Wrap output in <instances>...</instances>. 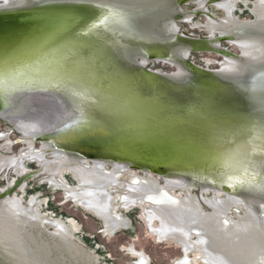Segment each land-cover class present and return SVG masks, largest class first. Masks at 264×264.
Listing matches in <instances>:
<instances>
[{
    "label": "bare ground",
    "instance_id": "1",
    "mask_svg": "<svg viewBox=\"0 0 264 264\" xmlns=\"http://www.w3.org/2000/svg\"><path fill=\"white\" fill-rule=\"evenodd\" d=\"M13 3L14 1L12 0H0V10L15 8L16 4ZM232 7L234 5H230V11H228L226 5H224V9L230 15V19H232ZM85 10L91 15L92 12L99 14V16L92 18L94 24H102L107 20L108 16L103 10L96 12L95 9L89 7H85ZM185 21H188V19ZM224 25H228V23H224ZM88 28L89 26L84 28L82 34L88 32ZM75 35H78V38L83 40L84 35L81 36L80 33L68 35L62 41V44L48 49L47 53L51 56L46 61L37 64L34 68L20 69L17 73L8 75L7 77L10 81L1 83L3 85L0 86V90L7 92L6 96L9 100L14 96H19L20 93L18 92L23 89L28 88V91L40 89L30 94L26 100L20 98L16 105L14 103L13 112L2 116L4 121L10 123L19 133L45 142V148L48 149L50 147V150L53 151L54 157L50 160H44L43 153L32 155L34 159L37 157L41 163L40 169L34 175H46L44 178H51V182L60 187L62 183L58 182H60L61 173L64 169H70L87 190V198L83 200V205L94 210L99 217L104 219L107 227L112 222L113 228L118 227L115 226L117 218L113 221L111 211L116 205L114 191H117L121 194L120 200L127 207L136 205L138 202L143 203V206L147 207L144 215L149 224V229L160 240H174L185 252H193L198 247L209 264H250L253 248L257 246V243L247 241L244 234L240 233L236 237L235 235H230L223 230L222 226L220 227L216 218L209 217L201 208H195L186 202L179 204L178 199L166 189L162 192H158V190L156 194L149 196L148 201H150V204L142 201L146 192L152 193L157 190V183L153 180L148 183H138L139 180L133 176L116 178L114 173H118L120 169L123 172H131L129 170L132 168L126 163L111 162L106 159H94L90 162L87 161L90 159L86 157L67 152L66 147L74 148L79 146V144L84 145V147L90 146L94 148V146L99 147L95 143L100 142L110 147L113 143L112 138L105 139L109 136L101 131H104V128L114 130L116 121L119 124L122 121V125H124V123L129 121L126 118L127 115L136 112V107H142L141 110L143 112L147 110V105L142 106L133 98L125 101L124 108L117 105L118 101H121L120 99L129 95L128 87L130 88V86L128 85H125V87L118 85L120 93L117 90L113 92L114 89L109 88V93L106 94H110L109 96L112 99L114 97L115 100L119 99L109 103L104 97L99 96V93L93 88L83 84V76L86 77L88 75L82 72L80 68L76 67L78 71L73 76L64 73V69L68 65L65 61L77 52L72 47L75 45L72 40ZM174 39L173 41L177 43L176 46L178 45L179 48H186L185 45L197 47L202 44L181 39V42L185 43L182 46L181 43L177 42V38ZM102 43L103 45L107 44L106 42ZM110 43L112 41L108 42L107 45H110ZM236 43L240 45V41H236ZM110 47H108V50L111 49ZM101 56L104 57V55ZM85 57L83 59L84 64L88 62L87 55ZM107 57H101L103 61L98 66L104 68L105 63L110 65L112 63L113 65L114 56L109 54ZM177 57L181 56L177 54ZM77 58L76 61H79L80 58ZM166 59L168 60L169 58ZM146 62L147 59L143 57L140 65L144 66ZM91 63L93 64L90 67L97 65L96 57L93 58ZM226 63L222 65L224 69L221 67L218 71H230L232 65L236 63V59L226 61ZM178 71H182V69L178 67ZM170 75H178V73ZM105 76L108 77V75ZM95 79L97 88L101 89V82H99L98 78ZM109 80H113V78L110 77ZM218 81L214 83L216 87L207 86L205 91L209 97L208 102L214 103L216 101L215 104L206 105L207 109L203 105H198L187 110V113L193 111L198 113H196V117L190 119V122L180 125L179 128L189 125L194 128L193 130L186 129L187 131L178 130L171 136L170 139H172L174 144H167L169 150L172 151L169 152L168 157L173 163L176 162L183 166H185V163H193L196 166L206 165L214 171L222 172L228 179L233 181L250 180L251 178V182H257L261 177L259 171L261 170L264 173V126L261 127L259 124H255V121L251 122L250 120H253L251 118L249 120L247 117H243V119L241 118L242 116L239 117L235 114L227 115L224 107L222 113L220 112L221 110H215L214 105L224 102V97L236 94L232 86L222 78ZM102 88V90H105L104 87ZM201 89H204V87H201ZM102 95L104 94L102 93ZM137 97L139 98L140 96L137 95ZM159 98L160 96H153V101L157 103ZM26 101L29 103L28 105L25 103ZM82 107L86 108L83 109ZM153 112H156V110L151 113ZM210 115H214L212 117L215 118L213 122L210 121L212 120V118H209L211 117ZM73 121L76 122L73 127H66L73 124ZM207 121H210V123ZM157 131H161V129L158 128ZM197 131H201L200 133H203V136ZM96 136H98L96 140L91 139ZM159 139L165 140L162 136ZM115 142L117 145H114V147L116 146V149H119L122 144L127 145L129 144L128 142L136 141L129 139ZM176 152L182 153L183 161L181 159L178 161ZM107 163L112 164V174L104 171ZM144 173L151 174L146 171ZM162 179L166 187L173 189L192 188L191 186L193 185L191 181L177 176H165ZM193 187L195 186L193 185ZM199 190L203 191V193L214 191V193L218 194L222 192L228 194V199L232 202L230 205L235 204L234 207L244 205L248 214L256 221H259L258 211L264 212V201L247 199L245 196L228 193L212 186L202 185ZM76 193H82V191L76 189ZM210 203H220V199L216 201V197L212 195V197H208V205ZM34 205H36V201H32L28 211L32 209V213L38 215L36 213L38 209ZM21 209L24 211L26 205H22V203H18L10 197L0 200V260L2 259L6 264H94V256L86 253L82 256V253L76 250L80 246L71 247L66 237L60 233L57 240L53 235L50 236L49 240H44L42 233L37 232L36 235L33 234L34 231L29 232L27 228L32 225L31 223L35 222V218L33 216L25 217L19 212ZM40 217L42 215H38V219ZM154 219L160 220L158 227L153 225ZM40 221H48V219H40ZM117 223L120 224L121 221L117 219ZM40 227L44 229V223ZM197 229H201L204 233L198 234L196 241L193 242L192 234ZM70 239L74 241L73 237H70ZM74 243L76 242L74 241ZM190 261L189 258L185 257L176 264H189ZM139 264H147L146 259L141 258Z\"/></svg>",
    "mask_w": 264,
    "mask_h": 264
},
{
    "label": "water",
    "instance_id": "2",
    "mask_svg": "<svg viewBox=\"0 0 264 264\" xmlns=\"http://www.w3.org/2000/svg\"><path fill=\"white\" fill-rule=\"evenodd\" d=\"M29 1V4L22 7L0 10V86L3 85L1 83L10 81L7 77L8 75L17 73L20 69L34 68L37 64L46 61L51 56L47 53L48 49L62 44V41L68 35L80 33L81 36L84 35L83 40H80L78 35L73 37L74 39L72 40L75 45L72 47L77 52L65 61L68 65H66L64 73L73 76L78 71L76 69L80 68L82 72L88 75L86 77L83 76V84L93 88L99 93V96L104 97L109 103L115 100V97L112 99L109 96L110 94H106L109 93V88L114 89L113 92L117 90L120 93L118 85L123 87L128 85L130 86V88L128 87L129 95L120 99L123 102L118 101L117 105L124 108L125 101L131 100L130 98L137 100L142 106L147 105L145 112L141 110L142 107H136V112L129 113V117L128 115L126 117L129 121L124 123V125H122L123 122L121 120L120 124L116 121L114 130L104 128V131H101L109 136L105 139L112 138L113 143L110 147L100 142L95 143L99 147L94 146V148L90 146L84 147V145L79 144V146L74 148L66 147L68 153L86 157L90 160L106 159L111 162H123L139 172L146 171L159 177L177 176L185 178L191 181L197 189L202 185H210L228 193L244 194L247 199L264 201V173L261 170L259 171L261 177L257 182H251V178L250 180L233 181L228 179L222 172L214 171L206 165L196 166L193 163H185V166H183L176 162L173 163L168 157L169 152L172 151L169 150L167 144H174L172 139H170L171 136L178 130L187 131L186 129L193 130L194 128L189 124V126L179 128L180 125L190 122V119L196 117V113H198L194 111L187 113V110L198 105H203L207 109L206 105L215 104L216 101L214 103L208 102L209 97L205 91L207 86L216 87L214 83L219 82L218 80L221 79L215 71L202 68L190 61L189 58L180 61L181 59L177 57V48L179 47L173 41L174 38L162 36L163 34L158 36L159 32L157 29L153 30L157 25L153 24L152 18L154 16L160 15L163 10H174V7L182 8L191 4L194 0ZM215 2L217 0H209V3ZM147 6L152 7L153 11L149 13L143 12L140 17H129L130 10L127 8ZM85 7L93 8L96 12L103 10L108 16L107 20L102 24H94L92 18L99 16V14L92 12L91 15L85 10ZM167 17L170 18V16ZM181 18V16H177L175 19ZM88 26V32L82 34L83 29ZM108 32L113 35L109 39V35L104 36L109 34ZM179 38L190 39L195 42L207 41L206 38H201L200 40L186 35H182ZM230 39L232 37L221 38V41ZM110 41L112 43L107 45ZM102 42L107 44L103 45ZM181 44L184 46V43ZM109 46H111V49L108 50ZM185 47L191 50L189 56L192 53L206 52L199 51L191 45H185ZM109 54L114 56L115 65L105 63L104 68L98 66L103 61L101 57L108 58L107 55ZM86 55L88 62L84 64L83 59L86 58ZM101 55H104V57ZM77 57L80 58L79 61H76ZM95 57L97 65L95 67L92 66V68L90 67L93 64L91 61ZM143 57L147 59L145 66L137 63ZM165 58L181 63L188 73L182 78H173L168 73L148 68L150 62H160ZM262 68V78L256 79L255 83L245 84L239 79H229L228 84L232 86L236 94L224 97L225 104L220 102V104H216L218 106L214 105V109L221 110V113L225 109L227 115L235 114L239 117L242 116L241 118L247 117L249 120L251 118L253 119L250 120L251 122L255 121V124L257 123L263 127L264 67ZM255 71L256 69H247L248 75ZM79 75L81 74L79 73ZM105 75H108V77ZM110 77L113 80H109ZM95 78H98L99 82H101V89L97 88ZM163 83H167L166 85L168 86ZM102 87L106 91L102 90ZM201 87H204V89H201ZM27 89L18 92L20 93L19 96H14L10 100L6 96L7 92L0 90V120H4L3 115L13 112L14 103L16 105L20 98L26 100L30 94L40 90L33 89L34 91H28ZM133 93L135 94L133 95ZM137 95L140 97L138 98ZM156 95L160 96L157 103L153 101V96ZM7 102L10 106L6 104ZM25 103L29 104L27 101ZM109 107L111 106L109 105ZM153 110H156V112L151 113ZM194 114L195 116H193ZM210 116L209 118L214 117V115ZM214 119L212 118L210 121L213 122ZM210 121L207 122L210 123ZM158 128L161 131H157ZM197 132L200 133L201 131ZM200 135L203 136V133H200ZM160 136L164 137L165 140H160ZM97 138L98 136L91 139L96 140ZM129 139H134L136 142H128L129 144L127 145L122 144L123 147L121 145L119 149H116V146L114 147V145H117L115 141H126ZM176 153L178 161L179 159L183 161L182 153ZM25 180L26 178L20 177L14 186L0 194V198L14 195ZM260 217L263 219L264 216L260 214ZM50 227L52 228V226ZM76 244L86 253L92 255L79 243L76 242ZM0 262L1 264H6L2 259Z\"/></svg>",
    "mask_w": 264,
    "mask_h": 264
},
{
    "label": "rangeland",
    "instance_id": "3",
    "mask_svg": "<svg viewBox=\"0 0 264 264\" xmlns=\"http://www.w3.org/2000/svg\"><path fill=\"white\" fill-rule=\"evenodd\" d=\"M12 1L19 6H22L25 3V5L28 4V0ZM18 1H20V3H18ZM97 1L118 2L128 0ZM217 3H219V0H217L214 4L209 3V0H207L204 8L205 10H202L200 6L196 5L194 2L183 6L182 8L174 7V10H163L160 12V15L152 18L154 21L153 24H157V27L155 26L153 30L157 29L159 36L160 34H163V22L166 25L168 24V20H170V22L176 21L178 25V33L181 35L193 36L196 38L205 37L206 39H213L214 41H217L216 37H221L220 31H214L212 29L209 18H212L221 26H223L224 23H230V20L227 18L224 11L216 6ZM233 4L235 8L234 16L240 22H255L257 19L255 11H264L262 4L259 3L258 0H233ZM127 9L130 10L129 17L131 18L140 17L143 12L149 13L153 11L150 6L129 7ZM204 11H208V14L213 17L209 16L208 18ZM167 16H170V18ZM177 16H181L182 18L176 20L175 18ZM186 19H188V21H185ZM261 21V26H251L244 30H237L231 36H224V38L232 37L233 39L224 43L223 47L229 48V50L236 55V63L232 65V69H230L229 73L224 75L234 74L237 72L238 68H240V73L236 75L221 77L226 83L229 82V79H239L242 83L251 84L255 83L256 79L262 78V67H264V20L262 19ZM106 35H109L108 39L113 36L111 33ZM245 40H249L252 46L242 49L235 44L236 41L242 42ZM178 51L179 50H177V54ZM242 55H244V57L251 62L260 63L253 64L247 62L242 59ZM178 58L181 59L182 57ZM224 59L225 58L214 54L205 53L191 54L189 58V60L195 62L196 65L210 68L216 73L219 69H221V65H224L226 61H232V59L229 58V60L227 59L226 61H224ZM180 61L183 60L181 59ZM140 62L141 60L137 63L140 64ZM226 65H228V63H226ZM148 68L168 74L178 72L176 70V66L173 64L160 62H150ZM249 68L256 69V71L248 75L247 69ZM222 69H224V67H222ZM180 74L183 75L184 73L180 72L176 76H179ZM21 138L22 136L10 123L0 120V165L8 163L9 159L11 162L16 161L17 163L15 157H17L18 160L20 158L23 160L22 156L24 157L26 153V155H28L29 152L36 155L37 152L41 150L42 146L39 142L36 143L34 150V145H32L30 141L25 143L20 141ZM10 140L13 142V148H11V143H9ZM9 153L11 155H8ZM12 158H14V161ZM18 162L20 163L21 161ZM23 164L26 171L34 173L30 180H28L27 187H24L21 191L17 190L13 196L23 201L24 204L30 203L35 199V207L38 209L36 213L42 215L41 219H48L49 222L44 225V229H42V227H40L42 222L35 218L37 221L31 223L32 225H29L27 228L29 232L32 231L33 228L38 229V232H42V234H47L46 232L48 231L57 237L56 240L59 238L58 233L63 236L66 235L68 238L73 237L74 241L79 243L84 249L94 256L93 258L96 262L94 264H139L141 262V258H145L147 264H176L185 257L189 258V261L192 259L189 264H209L206 257L202 255L198 247L193 252H185L174 240L162 241L159 237L153 234L149 229V224L144 215V211L147 207H144L143 203L138 202L136 205L127 207L126 204H123L119 198L121 194L114 191L116 205L111 210L113 214L112 219L115 221V218H117L121 221V223L118 224L116 219L115 226L118 227L107 228L103 219L99 217L94 210L86 208L83 205V200L87 198V190L81 185L78 177L71 170L64 169L60 176L61 181L58 182L62 183V185L58 187V185H54V183L51 182V178H44L46 175H34L35 172L40 169V163L36 160L33 161V157L32 159H24ZM108 168H110V166ZM108 170L110 171L112 169ZM20 171V175H22V168H20ZM129 173L130 172H128V174ZM131 173L137 176L140 182L145 180L146 182H149L150 180H153L158 184L160 190L161 188L166 190L168 189V191L176 197L180 203L184 204L186 202L190 206L198 209L201 208L209 217L216 218L220 227L222 226L223 230L227 231L230 235H235L236 237V235L240 233L244 234L247 241L257 243V246H254L253 248L254 251L250 264H264V217L263 219L260 217V214L264 216V213H260V211H258L259 221H256L248 214L244 206L238 205V207H234L235 204L230 205L232 202L228 199V194L224 192L217 195L208 193L204 197H201L199 189L193 187V185L191 186L192 188H166L162 177L155 174H144L143 172L133 169L131 170ZM5 175L6 174L4 173L0 175V188L7 186L8 181L13 177H16L13 172L8 177ZM142 177H144L145 180H142ZM63 183L68 185V187H66ZM76 189H78V191H82L84 195H82V193H76ZM3 190H6V188ZM3 190L0 191V194H2ZM68 195H70V197H68ZM212 195L216 197V201L220 199V203H210V205H208V197H212ZM239 196L245 195L240 194ZM212 201H214V199H212ZM29 215L35 217L32 212H30ZM153 225L158 227L160 225V220L154 219ZM50 226H52V228ZM61 226L64 227L65 230L61 228ZM203 233L204 232L201 231V229L195 230L193 232L192 241H196L198 234L200 235ZM74 241L71 240L74 247H78ZM200 257H202V259H200Z\"/></svg>",
    "mask_w": 264,
    "mask_h": 264
},
{
    "label": "flooded vegetation",
    "instance_id": "4",
    "mask_svg": "<svg viewBox=\"0 0 264 264\" xmlns=\"http://www.w3.org/2000/svg\"><path fill=\"white\" fill-rule=\"evenodd\" d=\"M85 1H93V2H95V1H97V0H85ZM196 5H198V6H200V8L203 10L204 8H205V6H206V3H207V0H194L193 1ZM258 2L259 3H261L262 4V6H263V8H264V0H258ZM28 3H30V1L28 0ZM13 4H16V3H13ZM214 4V3H213ZM224 5H226V9H228V11H230V5H234L233 4V0H219V3H217L216 4V6L219 8V9H221L222 11H224V13L226 14V16H227V18L230 20V23H229V25H223V26H221V25H219V24H217L212 18H209V16H211V17H213L212 15H210V14H208V11H204L205 12V14L207 15V17L209 18V22H210V25H211V27H212V29L214 30V31H220V35H221V37H219V36H217L216 37V39L218 40L219 38V41H214L213 39H207V41H203V42H195V41H191L190 39L188 40V41H191V42H193V43H202L201 45H199V46H197V47H193V48H196V49H198L199 51H206V52H200V53H205V54H214V55H217V56H220V57H222V58H225L226 60L229 58V59H235L236 58V55L234 54V53H232V51H230L229 50V48H226V47H223V44L224 43H226V42H229V40L227 41V40H223V41H221V38L223 39L224 38V36L225 35H233L234 34V32L235 31H239V30H244V29H247V28H249V27H251V26H253V27H257V26H261L262 25V19L264 20V11H262V12H257V11H255V14H256V17H257V19H256V21L255 22H240L235 16H234V10H235V8L234 7H232V19H230V15H228V13H226V9H224ZM17 6H19V5H15V7H17ZM199 8V9H200ZM205 10V9H204ZM198 14H200V13H198ZM168 20V19H167ZM179 20V19H178ZM176 25H177V22L176 21H171L170 22V20H168V24H166L165 25V23L163 22L162 23V26H163V28H164V30L162 31L163 32V35H165V36H172V37H174V38H177V42H179V43H183V42H181V39L179 38L180 36L182 37V35L180 34V33H178V27H176ZM222 27H224V29H222ZM228 29V30H227ZM187 36V35H186ZM184 37V36H183ZM191 37H193V36H191ZM206 37H208V36H206ZM194 39H200L201 40V38H205V37H200V38H196V37H193ZM231 38V37H230ZM233 39V38H232ZM231 43V42H230ZM244 43H246V45H244ZM244 43H242V42H240V45H242V47H240V45H238V43H236L235 42V44L238 46V47H240V48H242V49H245V48H248V47H251L252 46V44H251V42L249 41V40H245L244 41ZM185 44V43H184ZM232 44V43H231ZM179 51H178V54L182 57L181 59L184 61V60H187L188 58H190V56H189V54H190V52H191V50L189 49V48H184V47H181V48H179L178 49ZM187 51V52H186ZM185 53V54H184ZM192 54H195V53H192ZM197 54V53H196ZM242 57V56H241ZM228 59V60H229ZM242 59H244L245 61H247V62H250V63H253V64H258V63H260V62H251V61H249L247 58H245V57H242ZM255 59H257V58H255ZM166 61H168V62H170L171 64H173L174 66H176V70L178 71V67H180V69H182V71H184V74L183 75H179V76H176V75H171L173 78H178V77H183L185 74H187L188 72H187V70L185 69V67H183L182 66V64H180V63H177V62H175L174 60L172 61V60H170V59H163V61H160V63H167ZM191 61V60H190ZM170 63H167V64H170ZM195 63V62H194ZM145 66V65H144ZM200 67H202V66H200ZM221 67H222V65H221ZM202 68H205V67H202ZM209 70H211L210 68H208ZM154 70V69H153ZM182 71H180V72H182ZM213 71V70H212ZM179 71L177 72L178 74L180 73ZM229 73V71H217V74L220 76V77H224V76H233V75H236V74H238V73H240V68H238V70H237V72H235L234 74H231V75H224V74H228ZM21 136H22V138L20 139V141H22V142H25V143H27L28 141H30V143L32 144V145H34V150H35V145H36V143L37 142H39L40 143V145L42 146V148H41V150L40 151H38L37 152V154L36 155H38L39 153H43L44 154V160H50V159H52L53 157H54V154H53V151L52 150H50V147H48V149L47 148H45V142H43V141H40V140H36V139H34L33 137H30V136H28V135H24V134H22V133H19ZM8 137H9V135H8ZM9 143H11V148H13V142L10 140L9 141ZM44 147V148H43ZM27 154V153H26ZM24 155V157L22 156V158H23V160H21V158H20V156H19V160L17 159V157H15V159L17 160V163H16V161H14V158H12V160L14 161V162H11V160L9 159V162L8 163H4V164H1L0 166H1V171H0V175L2 174V173H4V174H6L5 176L6 177H8L12 172L15 174V176L17 177H13L11 180H9L8 181V185L7 186H5V187H3V188H0V191H2L3 189H5L6 188V190H9L12 186H14L15 185V183H16V181L20 178V177H24V178H26V180L24 181V183H23V185L19 188V191H21V189H23L24 187L26 188L27 187V182H28V180H30V178L32 177V175H33V173H31V171L29 172V171H26V169H25V167H24V164H23V161H24V159H30V157H32V155H35L34 153H31V152H29V154L28 155ZM8 155H11L10 153L8 154ZM50 157H49V156ZM10 157H12V156H10ZM37 161V162H39L40 163V161H39V159L36 157V159H34V157H33V161ZM75 160V159H74ZM18 161H21L20 163L18 162ZM90 162L92 161V160H89ZM41 166V163H40V165H39V167ZM88 166V165H87ZM110 166V168H108ZM119 167H121V166H119ZM20 168H22V170H23V172H22V175H20ZM108 169H112V164L111 163H107L106 164V166H105V172L106 173H109V174H112V170H108ZM70 170V169H69ZM132 169H130L129 171H131ZM8 171V172H7ZM6 172V173H5ZM36 173V172H35ZM144 173V172H143ZM115 174V177L116 178H119L120 176H125V177H127V176H133V177H136L137 178V176H135L134 174H132L131 172L128 174V172H123V170L122 169H120V171H118V173H114ZM145 174V173H144ZM29 177V178H28ZM34 178H36V177H34ZM49 178V177H48ZM33 179V178H32ZM37 179V178H36ZM138 179V178H137ZM139 180V179H138ZM142 180H145V179H142ZM61 181V180H60ZM142 182H145V183H148V182H146V180L145 181H142ZM142 182H138V183H142ZM64 184V183H63ZM66 187H68V185H66V184H64ZM165 186H166V184H164ZM110 188V187H109ZM167 188V187H166ZM157 190H154L152 193H150V192H146L145 194H144V199L142 200V201H144V202H146L147 204H150V201H148V197L149 196H151V195H154V194H156L157 193V191L158 192H162V191H164V189H162L161 188V190L159 189V186H158V184H157V188H156ZM6 190H3V192H6ZM168 190V189H167ZM199 192H200V196L201 197H204L206 194H208V193H213V194H215V195H217L218 193H214V191H211V192H208V193H203V191H200L199 190ZM15 194V193H14ZM5 197H10V198H12L14 201H16V202H18V203H22V205H26V209H24V211L21 209V210H19V212L22 214V215H24L25 217H28V216H32V215H29V213L30 212H32V210L30 209V211H28L27 209H28V207H30V205H32V201L30 202V203H27V204H24V202L23 201H21V200H19L18 198H15L13 195H7V196H5ZM4 197V198H5ZM33 201H36L35 199L33 200ZM204 204H205V202H203ZM179 204H180V202H179ZM152 205V204H151ZM205 205H207V204H205ZM167 206H171V205H167ZM242 206H244V205H242ZM34 207H35V205H34ZM246 209V208H245ZM246 211H247V209H246ZM248 212V211H247ZM260 213H264V212H262V211H260ZM21 215V216H22ZM39 215V214H38ZM38 215H34L35 217L34 218H37L38 219ZM40 219H41V217H40ZM40 219H39V221H40ZM35 221H37V220H35ZM103 221H104V219H103ZM42 223H43V221H41ZM105 222V221H104ZM49 222L47 221H44V225H46V224H48ZM113 223V222H112ZM111 223V225L109 226V227H112V224ZM105 225H106V223H105ZM63 226V225H62ZM61 226V228H63L64 230H65V228L64 227H62ZM106 227H107V225H106ZM109 227H107V228H109ZM32 231H34L33 232V234H36L37 235V232H38V229H35V228H33V230ZM40 231V230H39ZM61 231V230H60ZM195 231V230H194ZM40 233H42V232H40ZM47 234H42V238L43 239H48L49 240V238H50V236L51 235H53L52 233H50V232H46ZM59 234V233H58ZM65 237H66V235H64ZM192 236H193V234H192ZM53 237H55L54 235H53ZM55 238H57V237H55ZM66 239L68 240V243H69V245L71 246V247H73L74 245H73V243L71 242V240L72 239H70V238H68V237H66ZM76 250H79L82 254V256L84 255V253H86V251H84L81 247H79V248H77ZM54 252V251H53ZM86 254H88V253H86ZM94 263H96L95 262V259H94Z\"/></svg>",
    "mask_w": 264,
    "mask_h": 264
},
{
    "label": "snow or ice",
    "instance_id": "5",
    "mask_svg": "<svg viewBox=\"0 0 264 264\" xmlns=\"http://www.w3.org/2000/svg\"><path fill=\"white\" fill-rule=\"evenodd\" d=\"M75 123H76V122L73 121V124H71V125H67L66 127L71 128V127H73V125H74ZM225 223H226V222H225Z\"/></svg>",
    "mask_w": 264,
    "mask_h": 264
}]
</instances>
